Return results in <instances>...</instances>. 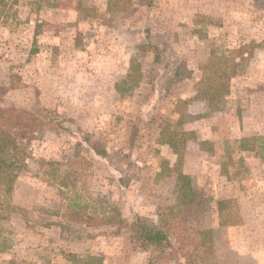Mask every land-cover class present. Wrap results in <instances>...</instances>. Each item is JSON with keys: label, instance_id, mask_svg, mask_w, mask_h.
Masks as SVG:
<instances>
[{"label": "rangeland", "instance_id": "obj_1", "mask_svg": "<svg viewBox=\"0 0 264 264\" xmlns=\"http://www.w3.org/2000/svg\"><path fill=\"white\" fill-rule=\"evenodd\" d=\"M0 107L43 122L0 264H186L201 231V264H264V0H0ZM136 216L170 255L132 244Z\"/></svg>", "mask_w": 264, "mask_h": 264}, {"label": "trees", "instance_id": "obj_2", "mask_svg": "<svg viewBox=\"0 0 264 264\" xmlns=\"http://www.w3.org/2000/svg\"><path fill=\"white\" fill-rule=\"evenodd\" d=\"M129 2L130 0H112V7L116 10H122L125 9V5ZM233 65L235 67L238 66V64L236 65L235 63H233ZM223 87L226 88L227 84L223 83ZM221 88L222 87H220V92L221 90H224ZM225 92L226 91L221 95H224ZM5 115H9L11 118L9 124L4 120ZM26 118H30L32 124H35L29 126ZM42 123V121L34 116L33 112H27L15 107H0V194L4 193L8 196L13 193L16 180L25 163V151L22 141L26 138L29 130ZM166 138L168 139H166L164 143L173 146L174 137L170 135ZM187 197L188 195L186 198ZM72 206L76 207L78 205L72 204ZM6 210L8 209H2V207H0V220L10 217L8 211L5 213ZM123 222L124 223L121 227L130 231L132 244L141 250L159 253L163 256H168L171 254V251H174L173 247H175V245L171 239L169 231L166 229L167 222H163L161 226L154 225L148 223L140 216H136L134 219L128 221L123 220ZM111 223L112 219H109L105 224L108 225ZM121 229L118 228L117 232ZM205 234L204 231L198 232L197 235L201 236L203 239H197V241H195L196 245H193L190 248L182 247V256L185 259L186 264H201L206 261L208 257V249ZM199 249H203L202 255L197 253ZM170 259L175 258L170 257Z\"/></svg>", "mask_w": 264, "mask_h": 264}]
</instances>
